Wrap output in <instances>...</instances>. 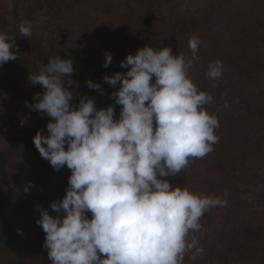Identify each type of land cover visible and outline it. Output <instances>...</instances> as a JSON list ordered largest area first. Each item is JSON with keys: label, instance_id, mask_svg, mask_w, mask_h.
Masks as SVG:
<instances>
[{"label": "clouds", "instance_id": "obj_1", "mask_svg": "<svg viewBox=\"0 0 264 264\" xmlns=\"http://www.w3.org/2000/svg\"><path fill=\"white\" fill-rule=\"evenodd\" d=\"M31 28L22 21L21 36L30 37ZM199 44L198 36L189 39L191 58L173 55L170 47L145 46L120 63L126 73L105 75L110 86L120 85L111 96L122 106L118 119L113 106L97 109L92 98L72 106L71 84L64 83L74 72L70 59L50 58L29 76L46 91L26 105L52 118L47 135L38 130L33 143L55 171L71 170L66 195L50 204L57 215L40 209L36 221L46 234L43 247L52 264H184L187 253L195 252L193 260L203 253L189 234L201 230L206 211L226 201L163 179L178 175L219 142L218 117L205 108L213 98L188 75L199 60ZM17 47L0 33V67L18 58ZM112 60L106 52L103 66ZM208 67V79L222 78L221 61ZM87 86L103 94L99 84Z\"/></svg>", "mask_w": 264, "mask_h": 264}, {"label": "rangeland", "instance_id": "obj_2", "mask_svg": "<svg viewBox=\"0 0 264 264\" xmlns=\"http://www.w3.org/2000/svg\"><path fill=\"white\" fill-rule=\"evenodd\" d=\"M22 21L31 23L28 38L21 36ZM0 33L11 36L18 46L14 49L18 58L0 67V153L5 157L3 164L0 161V264H52L43 247L46 234L36 221L40 209L57 215L50 204L66 195L71 170L64 166L55 171L41 157L33 138L38 130L47 135L52 118L25 102L34 104V95L46 91L32 85L29 76L57 56L73 61V74L64 77V83L71 84L72 106L78 107L83 97L92 98L97 109L113 106L118 119L122 106L111 96L120 85L113 88L103 77L126 73L129 69L120 63L145 46L170 47L173 55L191 58L189 39L198 36L199 60L188 75L198 90L213 98L205 108L219 120L214 149L228 144L232 151L237 140L245 142V124L254 128L256 122L247 112L251 104L247 100L257 102L251 105L253 110L261 105L255 111L261 113L262 132L252 136L261 142L255 151L263 162L254 170L259 177L252 192L257 200L264 198V0H0ZM42 51L49 55L42 56ZM106 52L113 57L107 68ZM217 60L223 64L222 78L210 80L208 66ZM88 81L99 84L103 94L89 89ZM218 153L213 150L193 159L181 173L163 179L182 187L194 183L220 167ZM248 158L244 156L247 172L252 168ZM29 182L32 186L25 192ZM87 215L91 219L92 213ZM208 218L207 213L201 217L207 223Z\"/></svg>", "mask_w": 264, "mask_h": 264}, {"label": "trees", "instance_id": "obj_3", "mask_svg": "<svg viewBox=\"0 0 264 264\" xmlns=\"http://www.w3.org/2000/svg\"><path fill=\"white\" fill-rule=\"evenodd\" d=\"M44 8L40 6V9ZM49 11H53L52 5ZM14 14H19V4H15ZM41 55L49 53L42 51ZM37 73L33 72L32 75ZM247 101H251V104L248 102L247 112L253 113L256 122L253 123L254 128L246 127L245 124V142L237 140L232 151L228 144L216 147L214 150L221 156L220 167L214 168V172V169L206 172L194 183L191 180L183 187L192 193H203L226 201L223 206L217 205L206 211L209 222L200 219L201 230L189 234V240L193 237L198 240L203 253L197 255L195 260L191 259L194 251L187 253L184 264H264V198L257 200L252 192L256 186L254 181L259 177L253 174L263 162V157H259V152L255 151L261 147V142L252 134H261L262 129L259 127L263 120L259 117L261 113L255 111L261 110V105H256L253 110L251 105L257 102ZM235 121L239 123V120ZM245 155L252 162L249 172L245 169ZM4 158L0 153L1 164Z\"/></svg>", "mask_w": 264, "mask_h": 264}]
</instances>
